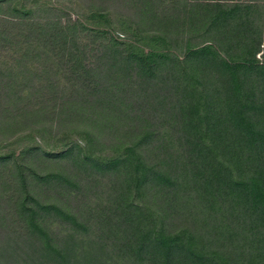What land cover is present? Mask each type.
<instances>
[{
	"label": "trees",
	"instance_id": "trees-1",
	"mask_svg": "<svg viewBox=\"0 0 264 264\" xmlns=\"http://www.w3.org/2000/svg\"><path fill=\"white\" fill-rule=\"evenodd\" d=\"M259 1L237 27L218 17L246 10L233 0H0V131L34 115L24 135L55 131L61 147L46 160L120 185L124 166L167 205L117 195L91 220L44 201L46 185L88 190L75 172H36L37 199L25 165L42 145L24 144L0 154V264H264ZM139 110L142 137L105 145Z\"/></svg>",
	"mask_w": 264,
	"mask_h": 264
},
{
	"label": "rangeland",
	"instance_id": "rangeland-1",
	"mask_svg": "<svg viewBox=\"0 0 264 264\" xmlns=\"http://www.w3.org/2000/svg\"><path fill=\"white\" fill-rule=\"evenodd\" d=\"M237 2H241L245 5H247L246 10L243 13H222L218 17L220 19H227L229 21H232L233 24L237 27H243L246 22H250L252 20V14L253 9L257 4H260V1L257 0H233ZM63 7H66L63 5ZM72 16H75L73 14ZM258 28V27H257ZM259 29L257 30V32ZM264 49V48H263ZM262 52L258 55L260 57ZM264 57V56H263ZM28 103V102H27ZM29 106V105H28ZM149 111L145 110H139L135 113H131L130 116H119L118 122H116L117 125V132L114 134L112 141L106 142L105 145L110 146L113 145L114 147H117L119 149L123 148L126 145L135 143L139 137H142V134L144 133V130L141 131V129L137 126L138 120H142L141 124H146V115L148 116ZM31 119L30 120H24L22 116L20 117L22 120V126L20 125L18 129H14L9 131L8 129H1L0 131V154H5L10 151H16L17 154H21L20 150L24 144H30L36 146L38 142L41 143V152L40 151H34L31 155L28 157V163L25 165L28 168V172L30 173L31 179L35 181V183H32L30 185V189L32 192V195L35 196L37 199H42L40 197V191L43 196L44 191L48 193L47 200H44L46 202H54L58 201V203L63 206H67L68 208H72L74 212H80L82 216H85V218L93 219L95 220L97 217H99L100 214L105 213V210H109L110 206L113 204V201L115 202V205L113 207L111 206V209L115 211L116 209V201L117 195L122 196H129L125 197V202L128 203L130 200L137 201L139 204L143 205L144 207L149 208V201L150 206L154 209H161V208H167V205L164 204V206L160 207L159 204L154 200L151 199V196L149 194V190L146 188H140L136 185V181L128 180V177L124 176V172L127 171V169L122 166L121 167V174L122 177L119 178L121 185L115 181V177L113 179V176H94L90 174V171L85 170H77L76 166L73 164V162L69 161H50L49 159L46 160L44 158L42 152H49V151H59L61 150V147L57 146L56 142V134L54 133H46L44 135V139L41 140L36 134L30 133L28 135H24L28 130H32L35 128V126H40V124L31 123L34 115H28ZM145 118V119H144ZM105 120V119H104ZM31 121V122H30ZM126 125H129L127 127ZM126 126V127H125ZM12 138V140H6ZM3 140L4 143L2 142ZM11 142V143H9ZM6 143V144H5ZM81 144H83L81 142ZM154 147L147 148L145 151V155L149 160V152H154ZM41 153V154H40ZM42 155V156H40ZM148 160H144L146 162H149ZM16 163V159H14V164ZM21 163H18L20 165ZM16 167V166H15ZM39 173V175H45L50 173L55 174H66V172H75L77 175L81 174L83 175L82 181L79 182L81 188L88 187V190L86 189H75L71 190V186L66 187L63 195L59 193V190L56 186H41L36 183V178L34 177L35 173ZM98 181V182H97ZM119 185V186H118ZM94 186V187H93ZM118 188H115V187ZM80 188V189H81ZM131 189V192L129 190ZM166 198L167 197V191L163 192ZM121 196V197H122ZM130 199V200H129ZM43 201V202H44ZM167 201V200H166ZM63 205H62V204ZM122 205H124L122 203ZM94 210V211H91ZM97 210H99L100 213H97ZM120 213L122 211V208L119 209ZM96 211V213H95ZM185 224L181 225L182 227ZM52 228L62 227V224L59 223H51Z\"/></svg>",
	"mask_w": 264,
	"mask_h": 264
}]
</instances>
